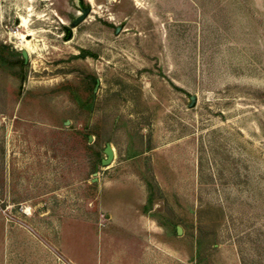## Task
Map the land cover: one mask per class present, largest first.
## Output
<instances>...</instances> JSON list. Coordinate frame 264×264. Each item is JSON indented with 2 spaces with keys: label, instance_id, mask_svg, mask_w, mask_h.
<instances>
[{
  "label": "rangeland",
  "instance_id": "1",
  "mask_svg": "<svg viewBox=\"0 0 264 264\" xmlns=\"http://www.w3.org/2000/svg\"><path fill=\"white\" fill-rule=\"evenodd\" d=\"M0 264H264V0H0Z\"/></svg>",
  "mask_w": 264,
  "mask_h": 264
},
{
  "label": "water",
  "instance_id": "2",
  "mask_svg": "<svg viewBox=\"0 0 264 264\" xmlns=\"http://www.w3.org/2000/svg\"><path fill=\"white\" fill-rule=\"evenodd\" d=\"M81 18H82V16H81ZM81 18H79V19H81ZM108 153H109V157H108L107 160H104V163H109V162H111V160H112V158H113L112 150H111L110 147L108 148Z\"/></svg>",
  "mask_w": 264,
  "mask_h": 264
},
{
  "label": "bare ground",
  "instance_id": "3",
  "mask_svg": "<svg viewBox=\"0 0 264 264\" xmlns=\"http://www.w3.org/2000/svg\"><path fill=\"white\" fill-rule=\"evenodd\" d=\"M91 2H93V0H91ZM22 25L23 26H26V24H27V19L26 18H22ZM29 44V43H28ZM27 50V49H26Z\"/></svg>",
  "mask_w": 264,
  "mask_h": 264
}]
</instances>
